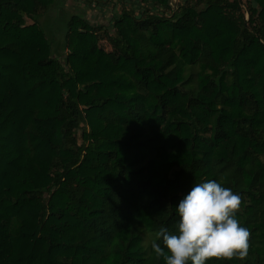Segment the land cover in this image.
I'll return each mask as SVG.
<instances>
[{
    "label": "trees",
    "instance_id": "1",
    "mask_svg": "<svg viewBox=\"0 0 264 264\" xmlns=\"http://www.w3.org/2000/svg\"><path fill=\"white\" fill-rule=\"evenodd\" d=\"M56 2L0 0V264H164L156 231L211 179L249 238L207 264H264V0L74 16L63 60L19 23Z\"/></svg>",
    "mask_w": 264,
    "mask_h": 264
},
{
    "label": "clouds",
    "instance_id": "2",
    "mask_svg": "<svg viewBox=\"0 0 264 264\" xmlns=\"http://www.w3.org/2000/svg\"><path fill=\"white\" fill-rule=\"evenodd\" d=\"M240 196L211 179L195 183L176 206L175 231L160 227L151 250L164 264H207L247 254L249 230L237 219Z\"/></svg>",
    "mask_w": 264,
    "mask_h": 264
},
{
    "label": "rangeland",
    "instance_id": "3",
    "mask_svg": "<svg viewBox=\"0 0 264 264\" xmlns=\"http://www.w3.org/2000/svg\"><path fill=\"white\" fill-rule=\"evenodd\" d=\"M85 1V0H84ZM83 0H57V2L51 7V9L47 12L41 11L40 17L36 18V20L32 21L30 19L22 18L19 23L21 25H30L33 23H37V25L44 31L46 38L51 43L53 57L63 60L68 53L67 43L69 38L68 33V24L72 17H83V6L82 3L87 4ZM134 3L136 0H130ZM183 0H177L176 5H180ZM245 1V0H243ZM94 3L97 5L105 4L108 7L111 4L110 0H93ZM92 2V3H93ZM92 3L87 4L91 7ZM85 8V11H89V6ZM136 6V4L134 3ZM129 5L128 9H131L132 6ZM174 6V8L176 7ZM150 7L148 4H143L142 8ZM95 10V9H94ZM102 7L97 8V14L94 13V17L91 18L89 24L94 27L104 26L109 27L111 26L110 17L107 15H101ZM87 31H92L91 29H86ZM99 46L106 51H110L109 45L106 41H100ZM77 137L79 142L81 143L82 140H90L91 137L87 132H84L83 129H80L77 133ZM147 238V237H146ZM148 239V238H147Z\"/></svg>",
    "mask_w": 264,
    "mask_h": 264
},
{
    "label": "crops",
    "instance_id": "4",
    "mask_svg": "<svg viewBox=\"0 0 264 264\" xmlns=\"http://www.w3.org/2000/svg\"><path fill=\"white\" fill-rule=\"evenodd\" d=\"M110 1H111V4L109 7L105 4L104 5L103 4L97 5L94 2L92 3V5L90 7L89 5H87V4H90V3H88L89 1L85 0L84 2H87V4L84 5V3H82L83 9H84L82 11L84 14V16L82 18L89 23L88 20H90L91 18H93L95 16L94 13L97 14V9H95L94 7L99 6V7H102V10H104L101 15L109 16L111 18L110 19V22H111L112 19H114L115 17H117L121 13L123 8L128 9V6L134 5V3L136 4V6L135 5L134 6L138 7V5L141 3V0H136L134 3H132L130 0H110ZM86 5H87V7L89 6V11H87V12L85 11ZM141 5H143V4H141Z\"/></svg>",
    "mask_w": 264,
    "mask_h": 264
},
{
    "label": "built area",
    "instance_id": "5",
    "mask_svg": "<svg viewBox=\"0 0 264 264\" xmlns=\"http://www.w3.org/2000/svg\"><path fill=\"white\" fill-rule=\"evenodd\" d=\"M171 1V5H172V7L174 8V6L176 5V3H177V0H170Z\"/></svg>",
    "mask_w": 264,
    "mask_h": 264
}]
</instances>
